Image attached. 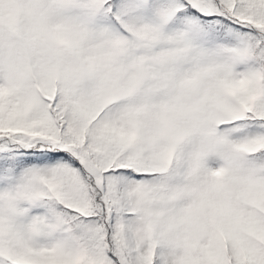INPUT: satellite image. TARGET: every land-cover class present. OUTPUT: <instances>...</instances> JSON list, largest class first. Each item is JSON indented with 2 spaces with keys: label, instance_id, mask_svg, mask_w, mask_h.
I'll return each mask as SVG.
<instances>
[{
  "label": "snow or ice",
  "instance_id": "obj_1",
  "mask_svg": "<svg viewBox=\"0 0 264 264\" xmlns=\"http://www.w3.org/2000/svg\"><path fill=\"white\" fill-rule=\"evenodd\" d=\"M0 264H264V0H0Z\"/></svg>",
  "mask_w": 264,
  "mask_h": 264
}]
</instances>
